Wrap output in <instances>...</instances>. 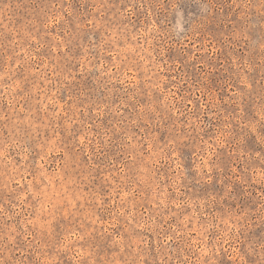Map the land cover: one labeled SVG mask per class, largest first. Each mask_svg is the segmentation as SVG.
Instances as JSON below:
<instances>
[{
	"label": "rangeland",
	"instance_id": "374dc122",
	"mask_svg": "<svg viewBox=\"0 0 264 264\" xmlns=\"http://www.w3.org/2000/svg\"><path fill=\"white\" fill-rule=\"evenodd\" d=\"M0 264H264V0H0Z\"/></svg>",
	"mask_w": 264,
	"mask_h": 264
}]
</instances>
